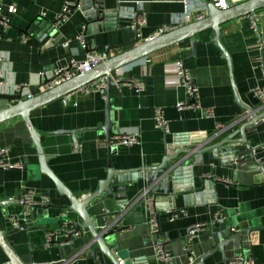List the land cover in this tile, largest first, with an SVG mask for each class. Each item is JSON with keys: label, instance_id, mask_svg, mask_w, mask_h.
I'll use <instances>...</instances> for the list:
<instances>
[{"label": "crops", "instance_id": "crops-1", "mask_svg": "<svg viewBox=\"0 0 264 264\" xmlns=\"http://www.w3.org/2000/svg\"><path fill=\"white\" fill-rule=\"evenodd\" d=\"M64 1L1 0L7 24L0 19V51L8 55V79L27 84L21 93L23 98L45 90V83L57 67L65 65L71 58H85L87 52L76 39L80 32L86 34L91 49L131 41L136 35L128 16L138 11L145 17L139 35V41H143L156 35L159 28L175 25L173 20L182 14L186 3L185 0H103L105 9H118V21L110 20L106 23L107 29L89 34L85 32V18L78 8L71 12L68 20L54 26L53 19L61 11ZM12 2L16 4V11L8 13L5 6ZM192 20L178 22L176 26ZM255 21L256 27L249 16L229 21L221 26L220 37L231 58L239 99L249 111L235 102L227 63L211 42L212 33L208 30L195 36L198 44L194 57H191L189 40H185L147 56L148 62L142 58L114 74L121 80L133 78L143 82L144 89L140 93L123 83L110 90L111 135L136 134L138 144L110 145L109 149L105 132L98 129L106 120L105 98L100 92L85 94L75 90L33 110L30 119L41 136L44 154L50 157L48 166L52 172L78 199H82L98 188L110 168H149L167 158L174 164L182 156L172 159L175 150L192 138L201 147L216 146L230 136L239 139L235 131L249 121L251 115L264 113V104L252 92L253 87L264 86V8L255 12ZM48 22H52L51 27L66 41L43 48L52 40L53 32L45 31ZM23 36L29 38L26 43L21 42ZM121 50H111L109 55ZM184 61L190 80L198 89L200 105L212 108L213 117H203L199 111L189 108L177 110L178 102L190 101L186 88L176 86L172 66ZM158 106L164 110L167 132L154 124L153 112ZM255 127L256 132L247 136L252 146L264 143V125ZM57 130H78V133L73 140L70 134H52ZM5 147L10 149L7 160L11 164H26V168H0V201L3 202L0 204V231L9 248L7 251L0 245V264H112L101 252L97 253L96 259L84 254V242L90 239L86 230L82 238L73 235L68 242H62L68 233H59L56 241L62 243L45 246V236L59 230L63 222H70L71 226L75 222L82 224V220L68 209V199L57 192L53 182L39 173L36 149L21 118L0 123V148ZM236 147L235 159L246 156L243 148ZM188 166L195 181L202 176H211L218 182L210 199L204 197L200 204L194 194H190L188 204L182 195L175 196L172 207H167L165 195L155 198L159 207L160 236L165 240V249L172 255L171 261L161 262L154 256L140 197L143 188H147L143 180L125 188L109 187L110 195L103 192L88 206L91 216H103L97 219L99 228L107 225L123 227L114 234V239L108 238V242H114L118 248L112 253L124 258L125 263L134 261L136 264H188L191 259L194 264L198 256L207 252L210 254L203 264H224L236 255L251 256L255 264H264V183L253 184L252 175L246 170L249 162L243 166L235 165L228 156H222V153L216 156L207 150L199 156L190 155ZM181 183L184 184V180ZM21 184L34 189L37 194L46 195L49 204L28 208L17 204ZM167 209H184L185 214L170 221ZM218 213L220 220L215 216ZM197 223L205 225L188 243L187 228ZM16 226L18 230L13 231ZM246 229L250 232H243Z\"/></svg>", "mask_w": 264, "mask_h": 264}, {"label": "water", "instance_id": "water-1", "mask_svg": "<svg viewBox=\"0 0 264 264\" xmlns=\"http://www.w3.org/2000/svg\"><path fill=\"white\" fill-rule=\"evenodd\" d=\"M201 1L207 2L206 14L202 19L192 20L167 32L154 35L151 38L143 41H139V38L135 36L133 40L122 44L99 45L93 49L89 48L87 44L85 48L86 52H99L100 50H103L106 55H108L103 62L92 67L88 72L79 74L55 86L48 87L45 90L28 98H23L21 92L16 94L0 93V123L17 117L22 119L36 149L38 156L37 167L39 173L44 174L53 182L57 192L68 199V209L75 212L82 220V224H79L78 222L71 224L72 230L66 235L62 242L70 241L73 235H79L82 238L84 235V230H86L89 233L90 239L84 242V254L89 258L96 259L97 253L101 252L110 260L112 264H121L120 260H124V258L118 256L117 253L116 256L112 253V251L115 252L118 249L117 246H114V242H112V244L108 242V238L112 236L114 239V234H116L118 231H122L123 227L117 228L107 225L99 228L97 219H100L103 216L101 214L97 216H91L87 210L89 204L96 198L100 197L103 192L110 195L109 187L125 188L127 185H134L138 180H143L147 186V188H145L148 190V193L153 200L155 215L158 218L157 210L159 207L155 202V198L157 196L165 195L168 201L167 207H172V201L174 200L175 196L179 194L183 196L185 204H188V198L190 194H194L197 204H200L202 198L204 199V197H208L207 199H210V195L214 193V189L216 188L218 181L214 180L211 176H202L197 182L193 178L191 172H189L188 157L190 155L199 156L204 151L211 150L214 154L216 153V156H218V153H222V156H228L230 158V162L234 163L237 151L236 146H240L246 151L244 161L245 164L247 161L249 162V166L246 170L247 172L251 173L253 184L264 183V143L252 146L247 141V136L256 132L254 123L261 119L264 116V113L254 116L251 115L250 120L235 131V134H239L240 136L237 140H234L232 136H230L225 140L220 141L216 146L201 147L198 141H194L193 138L190 139L191 141L189 143L184 144L177 151L175 150L176 153L172 159L180 156V154L182 156L179 157L174 164H171L167 158L164 159L161 164H157L149 168H137L132 170L110 168L106 178L100 181L98 188L82 199H78L48 166V160L50 157L44 154L41 144V136L31 122L30 114L33 110L45 106L46 104L62 98L92 81L104 77L106 82V120L104 125L98 129H101L105 132L110 149V137L112 132V122L110 120V90L120 84V82L113 81L111 75L117 74L119 69L137 60L185 40H189L192 51L191 57H194L196 45L198 44V39H196L195 36H198L208 30H210L212 33L211 42L220 50L222 58H224L227 63L235 102L246 111H249V108L240 101L233 81L231 58L228 54V51L224 48L220 41L222 33L221 26L234 19L249 16L254 27H256L255 12L264 8V0H244L229 6L226 9L217 8L208 0ZM75 2L77 5H79L78 9L85 18V32L89 34L102 32L103 29H107L106 23H108L110 20H115L116 22L118 21V9H105L103 0H75ZM51 25L52 22H48L45 31L48 34L53 32L51 35L52 40L48 41L45 46H43V48H51L56 44H61L66 41V38L62 37L58 31H55ZM119 49L123 50L117 52L116 54L109 55L111 50ZM184 63L185 61L182 62L183 66ZM63 133L72 135L73 140H75L78 130H57L52 134ZM223 145L226 146L221 148ZM75 146L77 147V144H75ZM25 165L26 164H22L20 169H25ZM0 168L8 170L16 169L9 167ZM182 180H184V184L181 183ZM0 204H3V202L0 201ZM46 204L48 205L49 203ZM16 227L17 228H15L13 231L18 230V226ZM243 232L249 233L250 229L243 230ZM62 242L52 239L50 244H58ZM93 243H95L96 246L92 247L91 244ZM223 243L219 244L218 248H221ZM0 245L4 250L9 251V248L5 242L4 233L2 231H0ZM186 251L189 253V248H186ZM209 254L210 253L207 252L202 256H198L195 259L194 264H203L204 259ZM122 264L136 263H134V261H128L127 263L123 262Z\"/></svg>", "mask_w": 264, "mask_h": 264}, {"label": "built area", "instance_id": "built-area-1", "mask_svg": "<svg viewBox=\"0 0 264 264\" xmlns=\"http://www.w3.org/2000/svg\"><path fill=\"white\" fill-rule=\"evenodd\" d=\"M208 1L213 3V5L216 6L217 8L226 9L229 6L237 4L244 0H208ZM78 7L79 5L76 4L75 0L64 1L61 11L58 12L53 19L54 26L57 27L59 24L64 23L66 20H68L71 12ZM3 10H4L3 4L0 0V19L2 20L3 24L6 25L7 21L4 17L5 14L3 13ZM5 10L8 13L15 12L16 4L12 2L6 5ZM206 10H207V2L205 1H201V0H195L193 2L186 1L182 14L177 16V18H174L173 20L175 25L170 24L168 26H163L159 28L158 33H156V35L176 28L177 27L176 24L178 22L183 23L184 21L190 19L193 20L202 19L206 14ZM44 15L45 14L43 13V16ZM128 17L131 22V28L134 30L136 37L139 38L140 29L145 24L144 15L138 11H133L129 14ZM255 31L259 33L257 28H255ZM76 39L78 40L82 48L85 49L87 45L86 35L83 32H80ZM28 40H29L28 37L23 36L21 38L22 43H26ZM107 56L108 55H106V53L104 52L92 51V52H87L83 60H77L75 58H71L65 65L59 66L56 69H54L53 75L51 79L45 83V87L48 88L55 86L79 74L88 72L89 70H91L92 67L103 62L107 58ZM144 59L146 60V62L149 61L148 57H144ZM8 66H9L8 55L0 51V93H5V94H15L19 92L22 93L23 90L27 87V84H19L9 80L8 76H6V67L8 68ZM172 66L174 67V73L176 76V86L185 87L190 99L189 102L188 101L178 102L176 104L177 110L189 108L192 109L193 111H199V113L203 117L206 118L213 117L214 110L212 108L202 107L200 105L198 89L192 84L187 69L182 65L181 62H175L172 64ZM262 74L264 76L263 65H262ZM111 78L115 82L123 83L125 86L132 88L136 93H140L144 89L143 82L138 81L136 79L129 78L127 80H121L120 78L115 77L114 75H111ZM105 87H106L105 79L104 77H101L95 81H92L80 87L77 90L85 94L90 92H100V94H102V96L105 98ZM252 92L254 96L262 104H264V86L263 87L255 86L253 87ZM28 97H31V95L27 94L26 98ZM153 120L157 128L162 129L164 132L168 131V124H167V120L164 117V110L162 107L160 106L155 107L153 112ZM259 124L264 125V116L258 121H256L254 123V126ZM138 143L139 141L136 134L120 133L116 135H111L110 137V145L115 147L124 146V145L130 146ZM9 151L10 149L8 147L0 148V167L20 169L22 166L21 163L11 164L7 160ZM244 160L245 157L240 156L239 158L235 159L234 164L235 165L239 164L243 166L245 165ZM140 197L143 199L145 220L149 227V231L152 237L154 256L158 261L170 262L172 259V255L170 252H168L165 249V240L160 236L159 221L157 216L155 215L153 200L150 197V195H148V190L146 188H143L142 192L140 193ZM47 201L48 198L46 195L37 194L34 189L28 188L23 184L20 185V193L18 199L16 200L17 204H20L23 207L28 208L46 203ZM166 214L168 215L169 220L173 221L176 220L179 216L184 215L185 210L167 209ZM215 216L217 217L216 219L218 220L221 219L220 213H218ZM204 225H205L204 223H197L187 228L186 235H187L188 243L196 237L198 231L201 230L204 227ZM233 229L234 228H232V230ZM71 230L72 228L70 226V222L67 221L63 222L59 230L53 233H49L45 236V246H49L52 239L56 241V236L59 233L67 234ZM123 262L124 260H120L121 264ZM27 264H51V263L29 262ZM188 264H193V260L191 259ZM224 264H255V261L251 256L243 257L241 255H236L231 260L224 262Z\"/></svg>", "mask_w": 264, "mask_h": 264}]
</instances>
